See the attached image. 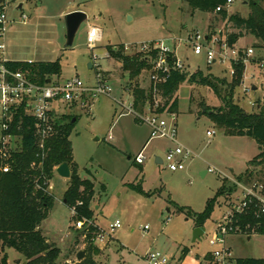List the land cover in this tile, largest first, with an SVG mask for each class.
Listing matches in <instances>:
<instances>
[{"label":"rangeland","instance_id":"374dc122","mask_svg":"<svg viewBox=\"0 0 264 264\" xmlns=\"http://www.w3.org/2000/svg\"><path fill=\"white\" fill-rule=\"evenodd\" d=\"M6 1L11 22L7 52L10 59L59 62L61 74L52 77L53 81L79 79L86 87H95L101 76L113 90L111 96H99L84 109L79 104L61 107L58 117L73 119L70 141L74 162L80 177L95 185L91 204L93 223L107 233L109 225L116 220L122 227L104 246L88 241L76 229V222H72L73 210L65 203L69 180L55 173L49 183L55 204L41 231L60 249L58 264H76L79 252L86 253V250H90V256L99 264H148L146 256L150 252L162 253L171 264H202L203 258L214 250L209 242L227 211L229 199L224 196L218 199L204 226L206 232L196 243H193L195 222L178 211V207L203 213L225 180L231 187L237 176L247 170L248 163L259 154L258 145L248 137L226 136L204 113L218 112L223 106L220 98L211 88L188 82L174 96L179 104L178 144L169 139H150L151 128L132 113L133 98L126 90L130 77L107 51L115 48V52H120L117 46L124 45L125 53L132 55L144 42L165 40L169 47L176 45L178 58L184 64L182 72L193 75L201 71L205 76L218 78L219 82L212 81L225 96L229 88L220 82L231 83L229 69L226 72L225 66L208 65L206 54L195 55L186 41L194 32L205 34L218 30L225 36L234 31L214 14L193 12L182 0ZM249 1L236 0L229 13L240 12L246 17ZM77 10L85 12L88 19L80 26L73 46L68 47L65 16ZM23 14L28 16L26 24L22 21ZM90 27L101 30V39L94 49L87 45ZM259 44L256 38L247 36L238 45L243 49L253 47L256 51L255 57L244 64V85L234 92L235 104L247 113L263 107L252 105L264 98V73L258 65L264 51ZM150 74L144 72L137 79L142 88L150 86ZM251 85L258 89L247 95L244 89ZM157 102L164 103L160 98ZM149 115L147 111L144 116ZM163 118L170 123L172 116L163 114ZM208 131L215 134L208 137ZM11 144L14 148L19 145L16 140ZM178 145L193 151L195 157L186 162L185 170L172 172L166 164H158L157 158L165 159L168 151ZM139 154L145 157L142 165L136 163ZM209 169L215 172H208ZM204 172L207 174L202 175ZM263 179L264 172L252 184L262 183ZM130 185H140L150 196L138 193ZM228 246L235 259H264V235L253 236L251 240L234 235L228 238ZM185 250L189 252L183 257ZM5 251L8 264H27L14 249Z\"/></svg>","mask_w":264,"mask_h":264},{"label":"trees","instance_id":"16d2710c","mask_svg":"<svg viewBox=\"0 0 264 264\" xmlns=\"http://www.w3.org/2000/svg\"><path fill=\"white\" fill-rule=\"evenodd\" d=\"M182 2L193 12L214 14L230 26L234 32L225 35L230 46L236 45L240 39L252 36L259 41V48L264 51V0L247 2L249 13L246 17L240 12L230 14L224 9L225 0H182ZM117 48L121 51L115 52V48H110L107 52L111 59L120 62L123 73L130 77L131 82L126 90L131 92L133 98V114H143L147 108H155L158 98L164 103L162 105L158 103L157 113L176 114L179 111V104L174 96L180 86L186 82L199 84L211 88L223 103L218 112L204 111L213 123L223 130L226 136L248 137L258 145L259 154L248 163L247 170L237 176L236 183L231 187L227 186L225 180L216 196L208 202L203 213L197 214L190 209L178 207V211L185 214L188 219L194 220L196 228L204 227L210 220L220 197L229 199L237 191V183L251 185L254 179L259 178L264 172V106L257 112L247 113L234 102L235 89L243 82L245 65L242 61L234 65L236 73L231 83L226 80L220 82L229 88L225 96L212 81V79L218 82L220 80L211 75L205 76L201 71L190 75L172 70L165 83L156 85L150 83L146 89L140 86L137 79L144 72H152V64L147 60L150 54L136 51L128 55L125 53L124 45H119ZM7 67L15 72L25 73L32 82L39 85H44L48 79L61 74L59 62L10 61ZM73 124V119L67 116L57 117L56 133L45 142L44 150L40 148L34 135L35 120L25 116L23 112L15 117L10 129L3 132L6 137H18L21 140V147L16 151L11 150L9 160L11 169L8 173L3 172V161L0 157V264H8L6 249L17 251L27 264H58L61 251L48 241L41 231V226L48 219L55 204V196L49 190V183L56 169L63 163H67L71 170V178L65 192V203L67 207L75 210L72 222L93 221L94 212L91 204L95 196V185L89 179H82L78 174L70 141ZM1 146L2 144L0 148ZM249 167L254 169L251 170ZM257 168L261 170L257 171ZM261 182L264 183V179ZM129 187L140 194L150 196L144 193L140 185ZM248 220L252 224L258 222L253 211ZM81 233L93 244L98 229L91 227ZM259 233L264 235V228H261ZM188 252L185 250L183 257ZM86 254L87 257L76 264H99L90 256V250H86ZM209 258L210 253L207 255V259ZM236 264H264V259H237Z\"/></svg>","mask_w":264,"mask_h":264},{"label":"built area","instance_id":"2783aa9c","mask_svg":"<svg viewBox=\"0 0 264 264\" xmlns=\"http://www.w3.org/2000/svg\"><path fill=\"white\" fill-rule=\"evenodd\" d=\"M225 2L224 9L229 11L236 0H225ZM8 5L9 3L6 0H0V144H2L0 157L3 161L2 170L4 173H8L11 169L9 161L11 150L16 151L21 147V140L18 137H6L3 134L4 131L10 129L18 114L23 112L25 116L35 120L34 135L38 145L44 150L45 142L56 133V119L61 107L68 104H79L84 109L91 106L90 102L97 97L102 95L111 96L113 92L107 81L102 79L101 76H98V84L95 87H86L79 79L55 82L52 78L48 79L46 84L39 85L32 82L25 73L15 72L8 68L7 63L10 60L7 57V42L11 24L7 13ZM22 21L26 24L28 16L23 14ZM100 39V29L90 27L87 35L88 47L91 49L96 48ZM186 42L191 46L195 55L206 54L208 65L225 66L226 72H228V68L230 79L236 73L234 65L240 61L247 64L256 54L253 47L243 49L238 47L237 44L230 46L226 36H223L221 31L218 30L209 31L205 34L200 32L191 33ZM126 50L129 51V48H126ZM136 51L150 54L147 56V60L152 64L150 82L155 85L165 83L172 70L182 72L184 68L183 62L178 58L176 45L169 47L168 42L165 40L142 43ZM29 63H32V61H29ZM258 63L260 70L264 73V56ZM252 77L254 78V76ZM244 79L245 75L243 76ZM257 89L256 85H251L244 90L248 95ZM252 105L256 108L264 106V98L252 102ZM157 108L158 102L155 108H147L143 114L135 113L134 115L151 128L150 139H169L178 144L176 114H170L172 118L171 122L168 123L163 118V114L156 112ZM147 111L150 115L144 116ZM18 129L20 130V125ZM214 134L215 131L207 132L208 137H212ZM12 140L18 142V147H12ZM194 157L193 151L178 145L175 149L168 151L165 159L160 160L161 164H166L170 171L177 172L185 170L186 162L193 160ZM144 160L145 157L139 154L136 163L142 165ZM208 172L214 173L215 171L209 169ZM237 187L240 189L237 197L234 198L237 191L229 197L227 211L221 222L216 225L215 236L209 242L214 250L210 253L209 259H207V256L203 258L202 264H236L237 259L232 256V249L228 246V238L234 235H242L251 240L253 236L261 235L259 230L264 228V183L256 182L251 185L237 183ZM252 211L258 219L255 224L248 220ZM73 213L75 214V210H73ZM75 227L79 231L96 227L98 234L93 239L94 243L104 246L109 242L111 235L121 229L122 225L119 220H116L109 225L108 233L98 228L93 221H77ZM147 229L145 227V230ZM146 262L148 264H171L170 259L160 252L148 253Z\"/></svg>","mask_w":264,"mask_h":264},{"label":"water","instance_id":"95a60500","mask_svg":"<svg viewBox=\"0 0 264 264\" xmlns=\"http://www.w3.org/2000/svg\"><path fill=\"white\" fill-rule=\"evenodd\" d=\"M22 6H20L21 8ZM88 19V16L83 11H74L65 16L66 27H67V46L72 47L76 34L80 28V26ZM89 67L92 68V65L89 64ZM212 113V112H210ZM75 121V120H74ZM158 164H161V160L158 159ZM56 173L63 179L70 180L71 178V170L67 163H63L56 169ZM204 175V174H202ZM206 232L205 227H197L194 230L193 234V243L200 241ZM86 256L85 252H80L78 254V260H83Z\"/></svg>","mask_w":264,"mask_h":264},{"label":"crops","instance_id":"0c3cea01","mask_svg":"<svg viewBox=\"0 0 264 264\" xmlns=\"http://www.w3.org/2000/svg\"><path fill=\"white\" fill-rule=\"evenodd\" d=\"M20 6H22L23 7V4H21ZM20 6H19V8H20ZM22 7L20 8V9H22ZM78 11V10H77ZM72 12H74V11H72ZM98 28V27H97ZM100 32H101V30H100ZM244 39V38H243ZM243 39H240L239 41H238V43H237V45H240V43H241V40H243ZM8 42H9V40H8ZM7 42V43H8ZM144 43H148V42H144ZM241 46V45H240ZM8 47H9V43H8ZM7 52H8V50H7ZM7 57H8V53H7ZM8 59L10 60V61H14V60H12V59H10L9 57H8ZM27 62H29V61H27ZM33 62V61H32ZM158 159L160 160V158H157V161H158ZM202 174H204V175H206L207 173L206 172H204V173H202ZM243 174V173H242ZM241 175V174H240ZM239 176V175H238ZM66 180V179H65ZM80 253V252H79ZM71 264V263H70ZM181 264V263H180Z\"/></svg>","mask_w":264,"mask_h":264}]
</instances>
